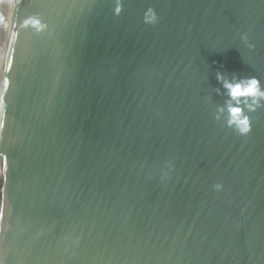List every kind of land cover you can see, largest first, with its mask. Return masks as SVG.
I'll use <instances>...</instances> for the list:
<instances>
[{"label": "water", "instance_id": "1", "mask_svg": "<svg viewBox=\"0 0 264 264\" xmlns=\"http://www.w3.org/2000/svg\"><path fill=\"white\" fill-rule=\"evenodd\" d=\"M123 4L0 0V255L264 264V109L213 116L217 70L264 80V0Z\"/></svg>", "mask_w": 264, "mask_h": 264}, {"label": "clouds", "instance_id": "2", "mask_svg": "<svg viewBox=\"0 0 264 264\" xmlns=\"http://www.w3.org/2000/svg\"><path fill=\"white\" fill-rule=\"evenodd\" d=\"M124 11L123 0H115L114 14L119 16ZM160 17L156 9L148 7L143 15V22L147 25H156ZM27 23H31L28 21ZM39 24V20L35 21ZM247 43L249 37L247 34L242 36ZM249 48L254 45L248 44ZM216 79L220 85L215 89L218 95L226 97L225 103L217 107L213 114L218 122L232 129L240 136H248L253 131L254 121L251 113L264 109V80L258 76L241 77L237 74H227L217 70ZM4 128V118L2 107H0V132ZM216 192L224 190V184L217 182L212 186ZM3 217V206L0 205V219ZM0 264H6L5 257L0 255Z\"/></svg>", "mask_w": 264, "mask_h": 264}, {"label": "trees", "instance_id": "3", "mask_svg": "<svg viewBox=\"0 0 264 264\" xmlns=\"http://www.w3.org/2000/svg\"><path fill=\"white\" fill-rule=\"evenodd\" d=\"M0 197H1V194H0Z\"/></svg>", "mask_w": 264, "mask_h": 264}]
</instances>
